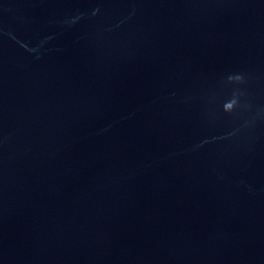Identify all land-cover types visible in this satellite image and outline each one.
Listing matches in <instances>:
<instances>
[{"label":"water","instance_id":"95a60500","mask_svg":"<svg viewBox=\"0 0 264 264\" xmlns=\"http://www.w3.org/2000/svg\"><path fill=\"white\" fill-rule=\"evenodd\" d=\"M0 264H264V0H0Z\"/></svg>","mask_w":264,"mask_h":264}]
</instances>
